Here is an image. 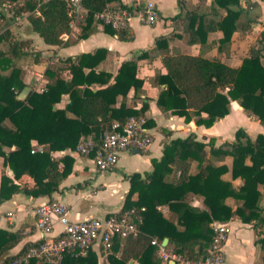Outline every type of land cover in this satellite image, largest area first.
<instances>
[{
	"label": "trees",
	"instance_id": "obj_1",
	"mask_svg": "<svg viewBox=\"0 0 264 264\" xmlns=\"http://www.w3.org/2000/svg\"><path fill=\"white\" fill-rule=\"evenodd\" d=\"M113 1L83 0L87 14L79 38H86L96 30V24L100 23L97 14L112 9L109 4ZM241 2L213 0L210 13L185 14L189 43L200 44L201 52L197 56L169 51L163 55L166 73H157L152 80L154 86L162 87L157 106L163 112L211 128L230 114L231 103L236 101L245 114L264 126V32L260 37L262 47H251L239 67L204 56L206 48L212 45L226 51L236 33L251 28L252 19L248 17L251 2L247 8ZM14 8L18 15L28 13L31 31L46 45L67 44L64 37L71 33V19L66 2L53 0L38 7L36 0H26L24 6ZM113 9L131 16L136 13L124 6ZM219 9L224 10L225 15H221ZM180 15L182 13L178 17ZM103 26L106 32L121 40L131 38L127 28L115 30L110 25ZM4 27L0 26V32ZM217 31L222 32V38L208 45L209 36ZM157 42L166 43V39ZM0 44L4 45L0 47V156L14 175V178L2 176L0 202L19 192L33 197L52 196L72 173L75 163L71 155L57 159L54 153L75 152L83 137H92L98 143L114 123H124L130 117H146L148 102L139 109L129 102L145 94L144 80L137 76V60L146 58L148 52L123 62L115 76L98 71L107 54L105 49L59 59L56 63L48 58L45 89L38 92L33 88L25 100H20L18 96L27 87L23 66L30 58L35 63L42 62V55L30 49L29 41L12 38L9 30L0 33ZM64 96H69V102L65 108L57 107ZM152 126V120L148 119L147 127ZM33 142L47 146V150L32 154ZM226 158L231 159L230 165L224 163ZM152 166L153 171L145 179L137 173L130 176L131 189L125 206L114 215L136 208L142 221L137 234L114 239L108 250L110 264H130L131 261L162 264L157 254L159 246L152 245L155 239L161 247L170 249L186 262H200L209 253L213 226L232 218L253 225L258 233L257 244L264 253V204H261L264 200V134L252 138L239 129L233 142L218 146L212 140L205 143L193 135L173 139L164 145L162 158L152 160ZM227 174L229 180L224 178ZM237 179L242 181L240 187L233 184ZM25 180L35 182L36 186H22ZM135 194L138 198L133 201ZM191 196L201 197L206 209L193 206ZM229 200L234 204L228 203ZM163 207L168 208L171 216L165 215ZM142 208L145 210L141 211ZM21 238L20 232L0 229V264H12L28 249L40 244H27L18 254L8 255ZM166 239L168 243L164 246ZM28 264L48 263L31 259ZM59 264H98V257L93 250L85 256L67 253Z\"/></svg>",
	"mask_w": 264,
	"mask_h": 264
},
{
	"label": "crops",
	"instance_id": "obj_2",
	"mask_svg": "<svg viewBox=\"0 0 264 264\" xmlns=\"http://www.w3.org/2000/svg\"><path fill=\"white\" fill-rule=\"evenodd\" d=\"M25 1L0 0V26H5L0 33L9 30L12 38L29 41L31 44L30 49L41 53L42 62L35 63L33 58H30L23 66L25 69L24 83L27 87H30L31 91L34 88L38 92L45 89L47 79L44 71L45 62L48 58L56 63L59 59L76 57L83 53H93L98 49H105L107 54L99 64L98 71H104L115 76L123 62L135 60L144 52H148L146 58L137 60V76L144 80L143 89L145 94L135 102L130 100L129 105L139 109L144 102L149 103V110L146 112L145 118L152 120L153 126L150 129L154 141L151 148L146 152L142 151L139 154L132 149L121 153L117 167L105 173L98 172L91 159L78 154L76 151L66 150L54 153L53 155L57 159L65 155H71L75 159L72 173L61 183L57 192L50 197H33L19 192L11 199L0 202V229L20 232L22 237L19 244L11 249L8 255H16L25 245L38 244L46 238L36 228L34 211L36 207L50 201L56 200L66 204L69 208L68 215L71 221L103 218L120 213L125 206L126 197L131 189L130 176L137 173L141 175L142 179H145L148 174H151L153 171L152 160L161 159L164 145L173 139H183L193 135L197 140L205 143L212 140L216 146L225 142L231 143L235 139L236 132L241 129L240 124L235 121L238 116L249 123L250 126L247 128L254 132L247 131L246 133L252 138H255L258 134H264V126L245 114L243 108L236 101L231 103L230 114L219 120L211 128L197 126L194 121L186 122L185 118L173 115L170 112L165 113L157 106V99L162 87L154 86L152 80L157 73H166V69L162 64L163 55L167 51L193 56L200 54V44L189 43L185 14L188 12L210 13L213 0H114L109 4L112 9L124 6L132 8L136 12L129 20L127 28L128 35L131 37L129 40H121L117 35L106 32L101 22L96 24V30L86 38H79L82 33L83 22L80 25H71V33L64 37L67 44L62 47L48 46L37 34L33 33L28 22V13L16 14L14 7L24 6ZM147 1L155 3L159 14L157 23L150 27L142 25L138 19V14ZM249 1L251 6L248 8V17L252 19L251 28L236 33L226 51L219 50L218 45H212L210 49L206 48L205 57L218 58L231 67H239L251 47H262L260 40L255 45V43L252 44L253 41L249 43V39L252 38L255 31L260 35L264 32V3L261 0H242V6L247 8ZM219 11L221 15H225L224 10L219 9ZM181 13L182 16L178 17ZM20 24L23 26L19 27ZM256 25H259L258 28H256ZM220 38H222L221 31L212 33L209 36L208 45L211 41H218ZM160 39H166V43L160 42L159 44L157 41ZM34 43L39 46L37 50L32 48ZM240 45L246 48L242 58H240L238 52ZM0 47L4 48V45L0 44ZM262 61H264V52ZM98 87L94 86V88ZM120 101L121 98H119ZM68 102L69 96H64L57 107L65 108ZM88 138L92 137H83L81 141ZM36 144V142H33V147ZM45 147L47 148V146ZM4 151L9 152V149L4 148ZM224 163L230 165L231 159L226 158ZM3 175L14 178L13 172L10 168L5 167L4 158L0 156V186ZM224 178L229 180L230 175L227 174ZM233 184L240 187L242 181L237 179L233 181ZM21 185L34 188L36 183L25 180ZM137 198L138 194H135L132 200L136 201ZM190 202L195 207L206 209L201 197L191 196ZM228 203L234 204L233 200H229ZM261 204H264V200ZM162 211L166 216H171L168 208L163 207ZM9 213H12L13 216L8 217ZM227 223L230 224L231 233L224 248L226 264H264V253L260 245L257 244L258 233L253 225L245 224L239 218H232ZM61 231L62 227L56 225L53 236ZM92 250L98 257V264H110L108 251L100 246L94 247ZM130 264L140 263L131 261ZM162 264L180 263L169 261ZM181 264H189V262L184 261Z\"/></svg>",
	"mask_w": 264,
	"mask_h": 264
},
{
	"label": "built area",
	"instance_id": "obj_3",
	"mask_svg": "<svg viewBox=\"0 0 264 264\" xmlns=\"http://www.w3.org/2000/svg\"><path fill=\"white\" fill-rule=\"evenodd\" d=\"M38 7L53 0H36ZM68 4L70 25H80L85 22L87 10L83 0H62ZM132 16L118 9H108L97 14L96 18L103 25H110L115 30L128 28ZM138 19L144 26H153L159 20V14L154 2L147 1ZM153 133L147 127L145 117H130L124 123L116 122L109 131L103 133L100 142L93 138L83 139L76 152L92 160L97 171L105 173L117 167L119 156L132 149L148 151L153 144ZM47 150L44 145L36 144L32 154L43 153ZM142 208L141 211H144ZM69 208L66 204L53 200L35 208V225L37 230L46 238L37 246L31 247L15 259L12 264H28L31 259L48 264H59L67 253L85 256L94 247L100 246L105 251L112 248L114 239L127 238L138 233V224L142 221L139 210L133 208L121 215H109L103 218H87L82 221L69 219ZM13 214L9 213L8 217ZM56 225L62 231L53 236ZM214 237L207 257L197 263L189 264H226L224 248L231 233L229 223H216L213 226ZM152 245L159 246L158 256L162 263L173 261L182 263L185 260L171 250L160 246L157 239Z\"/></svg>",
	"mask_w": 264,
	"mask_h": 264
},
{
	"label": "rangeland",
	"instance_id": "obj_4",
	"mask_svg": "<svg viewBox=\"0 0 264 264\" xmlns=\"http://www.w3.org/2000/svg\"><path fill=\"white\" fill-rule=\"evenodd\" d=\"M258 5V4H257ZM259 7V6H258ZM19 27H22L23 25L22 24H20V25H18ZM258 26L259 25H256V28H258ZM22 32H23V29H22ZM260 37H261V35L260 34H258V32H254L253 33V35H252V38H250L249 39V43L251 42V41H253L252 42V44L253 43H255V45L256 44H258V41L260 40ZM240 42V41H239ZM32 43H33V41H32ZM241 46V45H240ZM32 48L33 49H36L37 50V48H39V46H37L35 43L34 44H32ZM239 49V55H240V58H242L243 57V55H244V53H245V50H246V48L244 47L243 48V46H241L240 48H238ZM41 51V50H40ZM42 53H43V51H41ZM263 63H264V61H262ZM245 119H246V117H245ZM235 121L237 122V123H239L240 124V128L242 129V130H245L246 132L247 131H249V132H254V131H252L251 129H249V128H247L248 126H250L249 125V123L247 122V121H245L243 118H241V116H238V117H236L235 118ZM245 125V126H244ZM258 125V124H257ZM253 127V126H252ZM262 127V126H261ZM257 128V127H256Z\"/></svg>",
	"mask_w": 264,
	"mask_h": 264
},
{
	"label": "water",
	"instance_id": "obj_5",
	"mask_svg": "<svg viewBox=\"0 0 264 264\" xmlns=\"http://www.w3.org/2000/svg\"><path fill=\"white\" fill-rule=\"evenodd\" d=\"M30 91H31V88H30V87H26V88L20 93V95L18 96V99H20V100H25V99L27 98V96L29 95ZM135 152H136V153H139V154L142 153V151H140V150H138V149H136ZM167 243H168V239H166V240L164 241V246L167 245Z\"/></svg>",
	"mask_w": 264,
	"mask_h": 264
}]
</instances>
